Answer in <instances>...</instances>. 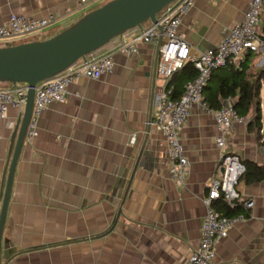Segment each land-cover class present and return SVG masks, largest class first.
<instances>
[{
    "label": "crops",
    "instance_id": "1",
    "mask_svg": "<svg viewBox=\"0 0 264 264\" xmlns=\"http://www.w3.org/2000/svg\"><path fill=\"white\" fill-rule=\"evenodd\" d=\"M109 1L0 0V26L11 15L51 19L39 33L11 44L32 42L33 37V42L44 41ZM249 2L196 0L178 29L190 54L215 49L242 20ZM141 28L94 53L110 55L113 72L97 80L76 79L65 103L51 104L39 118L37 138L31 144L24 140L5 214L0 264H185L198 246L206 185L221 176L213 110L193 107L179 131L189 168L184 183L177 185L168 177L163 136L148 123L156 91L176 87L180 96L189 80L179 72L168 87L170 80L165 84L156 75L157 42L140 41ZM259 32L264 40V6ZM127 43L135 44L136 54L119 52ZM240 65L245 80L260 86L262 97L264 54H248L229 66ZM225 74L214 71L208 86ZM11 88L0 84V90ZM235 101H221L222 108ZM241 118L226 151L242 164L263 166L264 124L253 125L252 114ZM19 119V112L9 108L0 120V207ZM236 191L253 207L218 242L211 264H264V180L240 178Z\"/></svg>",
    "mask_w": 264,
    "mask_h": 264
},
{
    "label": "built area",
    "instance_id": "2",
    "mask_svg": "<svg viewBox=\"0 0 264 264\" xmlns=\"http://www.w3.org/2000/svg\"><path fill=\"white\" fill-rule=\"evenodd\" d=\"M196 0H175L164 8L156 24L141 28L140 41H160L156 75L166 84L171 77L186 64H191L196 77L188 81L183 93L173 98L167 87L158 89L153 100L154 125L161 133L166 146L168 177L177 185H182L188 174L189 162L179 140V131L185 125L193 107L207 108L203 90L213 71L238 63L248 54H264V40L259 32L264 0H250L242 20L223 37L217 47L197 56L190 54L188 44L180 36L178 29L182 18L192 9ZM84 4L86 0H79ZM51 23V19H38L21 15H11L0 26V44L12 43L33 36ZM159 27H162L160 31ZM122 54H136L134 43L123 44ZM113 59L110 55L95 57L89 55L78 60L64 72L34 87V101L27 126L25 140L31 144L38 136V121L47 108L53 104L65 103L69 96V86L78 78L97 80L113 72ZM11 89L0 90V120L4 121L9 108L23 114L28 87L25 84L12 85ZM79 97L78 93L73 94ZM216 129L215 146L218 151L217 166L221 170L218 179H211L206 185V196L202 199L205 214L200 227L198 246L185 264H211L215 259L216 246L232 227L244 221V215L227 217L220 214L217 206L233 210L237 205L246 211L251 210L253 201H242L236 191L245 167L239 156L226 151V142L235 124L243 119L232 107H224L212 112ZM8 127L11 124L5 122ZM134 141V136L131 142Z\"/></svg>",
    "mask_w": 264,
    "mask_h": 264
},
{
    "label": "water",
    "instance_id": "3",
    "mask_svg": "<svg viewBox=\"0 0 264 264\" xmlns=\"http://www.w3.org/2000/svg\"><path fill=\"white\" fill-rule=\"evenodd\" d=\"M174 1L112 0L48 40L0 47V83L25 84L28 87L24 111L13 130L8 152L10 162L0 207V262L5 214L15 165L32 112L34 87L64 72L78 60L98 52L127 31L141 28L146 22L156 24L157 14ZM159 29L161 31L162 27ZM156 42L157 55L160 41ZM226 107L233 108V105Z\"/></svg>",
    "mask_w": 264,
    "mask_h": 264
},
{
    "label": "trees",
    "instance_id": "4",
    "mask_svg": "<svg viewBox=\"0 0 264 264\" xmlns=\"http://www.w3.org/2000/svg\"><path fill=\"white\" fill-rule=\"evenodd\" d=\"M158 15L159 13L157 16ZM220 69L225 70L226 74L220 77L217 85L210 87L207 84L203 90L204 102L207 108L209 110L217 111L222 108L221 101L236 99L233 104V109L239 114V116L246 118L249 114H252L253 125L260 127V86L254 85L245 80L244 69L241 65L238 69L229 65ZM179 72L185 73L187 80L189 81L196 77V72L191 64H186L175 74ZM170 82L171 79L168 82V87L170 86ZM171 92L173 98L179 97L176 95V87H174ZM243 165L245 167V172L241 178H243L247 183H258L264 180V165L259 166L250 161L243 162ZM216 208L223 216H247V211L240 205H237L233 210L228 209L226 206L219 205Z\"/></svg>",
    "mask_w": 264,
    "mask_h": 264
},
{
    "label": "rangeland",
    "instance_id": "5",
    "mask_svg": "<svg viewBox=\"0 0 264 264\" xmlns=\"http://www.w3.org/2000/svg\"><path fill=\"white\" fill-rule=\"evenodd\" d=\"M31 37V36H30ZM34 39H32L31 41L33 42L36 38L35 37H33ZM17 44H19V43H13V44H11V43H8V44H6V43H1L0 44V47H9V46H11V45H13V46H15V45H17ZM21 44V43H20ZM0 84H5V83H0ZM261 95H262V97H263V99H262V97H260V101H261V105H260V121H261V123L262 124H264V88L262 89V91H261Z\"/></svg>",
    "mask_w": 264,
    "mask_h": 264
}]
</instances>
